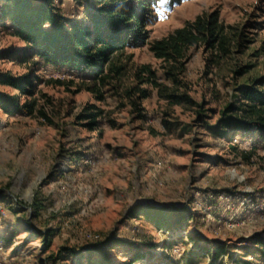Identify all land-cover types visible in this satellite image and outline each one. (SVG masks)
<instances>
[{"label": "rangeland", "instance_id": "374dc122", "mask_svg": "<svg viewBox=\"0 0 264 264\" xmlns=\"http://www.w3.org/2000/svg\"><path fill=\"white\" fill-rule=\"evenodd\" d=\"M55 4L83 21L76 0ZM212 16L228 35L223 47L199 42L165 59L152 52ZM9 29L0 27V76L32 77L35 89L0 84V96L35 107L31 115L0 111V264H75L71 250L107 240L113 264H128L136 245L148 253L134 264H235L254 237L264 238V152H234L205 128L240 105L241 90L264 92L256 83L264 80V0L158 9L146 45L114 55L104 83L38 60L19 64L12 57L27 45ZM144 206L198 216L160 230L130 217ZM148 243L156 249L142 247ZM215 245L226 253L216 257Z\"/></svg>", "mask_w": 264, "mask_h": 264}, {"label": "trees", "instance_id": "16d2710c", "mask_svg": "<svg viewBox=\"0 0 264 264\" xmlns=\"http://www.w3.org/2000/svg\"><path fill=\"white\" fill-rule=\"evenodd\" d=\"M185 1L187 0H76L78 6L84 7V18L80 21L66 17L55 0H0V27L9 29L7 25H10L12 35L27 45L24 55L8 56L19 64L34 62L37 67L40 61L47 67L70 72L89 83H104L107 79V66L114 55L127 47L140 48L146 45L147 27L149 23L156 21L157 10H170ZM227 40L228 35L219 24L218 17L212 16L207 20L198 18L193 24L153 45L151 50L157 58L165 59L182 56L184 50L199 42L215 48L217 43L223 47ZM31 78L0 76V84L32 95L33 92L28 89H35ZM256 83L264 86V80ZM240 96L243 101L239 106H229L222 112L215 126L206 125L205 128L213 137L227 141L234 152H243L245 149H240L241 147H250L252 153H256L258 149L264 152V92L249 87L246 91L241 90ZM34 107L35 103L21 106L15 98L0 96V111L8 117L21 112L31 115ZM235 138H240L244 143L249 140L251 144H233ZM78 160V157H74V162ZM195 216L198 215L191 212L190 208L159 209L147 206L130 213L132 219L146 220L160 230L169 225L183 227L193 221ZM47 235L50 240L54 233L50 231ZM5 239L0 237V245ZM112 243L114 242L107 240L90 247L71 250V257L75 258V264H113L108 259V251L115 245ZM251 245L253 247L243 248V254L234 260L235 264H264V238L254 237ZM142 247L152 250L157 246L148 243ZM212 249L216 257L226 253L225 248L217 245ZM209 251L211 250H205ZM128 253V264H134L145 260L148 252H143L136 245L130 246Z\"/></svg>", "mask_w": 264, "mask_h": 264}]
</instances>
